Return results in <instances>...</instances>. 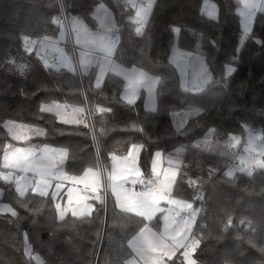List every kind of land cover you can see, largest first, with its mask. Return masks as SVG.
I'll use <instances>...</instances> for the list:
<instances>
[{
  "label": "trees",
  "instance_id": "obj_1",
  "mask_svg": "<svg viewBox=\"0 0 264 264\" xmlns=\"http://www.w3.org/2000/svg\"><path fill=\"white\" fill-rule=\"evenodd\" d=\"M209 1L217 5L216 20L202 14L204 0H155L144 35L138 36L137 25L129 18L133 11L125 0H63L69 18L82 19L91 30L99 29L94 17L96 8L101 4L108 7L120 36L114 60L123 67H135L159 78L157 109L146 110L142 92L134 112L121 99L125 79L109 73L97 89L94 85L99 65L83 74L106 171L111 154L126 155L132 144L144 145L139 163L146 178L157 151L171 154L183 150L173 195L190 202L197 192L203 196V200L194 202V207L203 206L206 210L194 229V234L203 237L195 253L198 264H225L226 259L231 264H264V255L244 239L252 229L237 224L238 217L243 216L251 221L257 234L264 230V168L251 175L236 172L235 178L230 179L224 175L230 159L195 146L210 130L214 140L226 144L233 135H245L246 127L255 133L264 132V46L255 42L264 40V13H257L251 38H246L240 47L243 30L239 1ZM59 12V0H0V158L4 146L14 142L3 124L13 120L46 130L45 135L31 139L29 145L67 146L69 159L65 169L70 174H82L83 169L95 163L97 153L89 128L84 124H62L54 114L39 110L42 104L52 102L83 106L80 79L65 67L59 71L56 65L46 68V59L36 48L31 53L23 48L24 35L37 42L44 37L59 39L61 28L52 22ZM176 26L181 28L178 35L172 30ZM175 43L182 50L199 51L207 61L213 80L202 92L191 93L182 88L178 70L169 60ZM12 55L16 56L15 64L8 62ZM21 64L26 66L24 72L17 70ZM229 66L236 70L226 76ZM201 104L207 105L208 110L189 118L178 133L172 114ZM98 107L113 111L100 113L96 111ZM133 122H141L139 127L144 131L132 129ZM210 168L215 169L212 175ZM186 177L197 183L190 187ZM107 198L106 213L95 201L98 211L90 217L68 215L60 221L49 198L31 191L19 197L13 183L0 181V201L18 212L17 217L0 213V264H104L105 258L109 264H124L132 255L128 240L138 230L140 218L121 213L114 207V197L109 194ZM19 200H27V208ZM229 214L234 225L224 233L222 225ZM151 223H158L161 228L160 216ZM24 233L28 234L31 254L39 262L25 255Z\"/></svg>",
  "mask_w": 264,
  "mask_h": 264
},
{
  "label": "snow or ice",
  "instance_id": "obj_2",
  "mask_svg": "<svg viewBox=\"0 0 264 264\" xmlns=\"http://www.w3.org/2000/svg\"><path fill=\"white\" fill-rule=\"evenodd\" d=\"M60 2V11L63 12L64 4ZM155 0H149L146 5H142L136 13V28L135 33L138 36L144 35L143 29L148 24L149 17L152 13V8ZM242 5L240 15L242 17L243 38H251V29L257 12L264 13V0H239ZM99 9H103L105 16L101 19V27L106 31H110L112 24L105 23L107 19V9L101 4ZM98 9V10H99ZM208 0H204V9L202 14L208 15L209 18L216 20L215 6H211V11H208ZM52 22L61 28L63 20L60 16L53 17ZM78 25V26H77ZM173 32L177 35L180 33L179 26L173 27ZM73 31L77 33V44H81V35L83 34V45H93L95 49L103 53L105 64L109 67L117 69V75H123L127 80V88L125 89L122 100L126 102L132 111H136L135 105L139 98L140 89H146L151 95L154 92L156 85L159 83V78L149 75L148 72L132 67L124 68L122 65H117L112 57L116 54V45L118 39H113L107 35L92 33L87 26L82 22L73 18ZM61 37L64 33L61 31ZM45 42L49 37L43 38ZM25 52L31 53L37 44V41L31 39L28 35L22 37ZM258 44L264 46V40L256 39ZM213 46L215 41H211ZM46 45L41 44L40 51L45 50ZM9 63L15 64L12 59ZM61 63L67 67L69 71H75L72 60L69 57L62 56ZM173 63H176L177 69L181 73V86L185 91L191 93L202 92L212 80L213 72L209 71V67L204 63L201 57H193L191 53L183 54L182 61L177 62L175 58ZM81 64L87 70V63L81 59ZM46 68L53 67L45 60ZM23 68L24 65H18ZM193 69L191 75L188 69ZM60 67L56 66V71ZM235 68L229 66L226 76H230L235 72ZM105 75L102 69L95 77L94 87H101L102 78ZM222 82L226 83V79L222 78ZM69 107L71 111L69 112ZM40 112L54 113L61 123L64 124H81L85 123L83 107L69 106L52 102L51 104H42ZM208 110V106L201 104L200 106H189L184 117H197L201 113ZM96 111L100 113H111L110 107H98ZM181 120L176 131H182L181 126L185 123ZM141 122H133L130 127L144 131L139 127ZM7 129L8 135L14 141L27 142L32 138V135H45L46 130L38 126L29 124H17L13 120L5 121L3 124ZM95 125H93V128ZM127 127V126H126ZM248 133L247 146L244 151L246 157H240L238 165L230 168L224 175L230 179L235 178L236 172H245L251 175V171L255 166L264 168V132L255 133L251 129L246 128ZM95 143V136H93ZM259 140L261 143L256 144ZM240 143L238 136H231L228 141V146L234 147ZM144 147L143 144H132L128 153L119 157L115 153L111 154V169L105 171L106 165L100 159L99 145L97 144V153L95 163L82 170V174H69L64 168V163L69 159V148L53 147L50 145H30L28 147H17L11 143L4 146L2 158H0V168L7 171H0V181L15 184V192L19 197H25L27 190L30 187L32 192L41 198H49L54 202L55 209L58 213V219L64 221L67 213H71L73 217H90L93 212L98 211L96 204L89 201H96L102 206L105 213L107 212L108 204L106 197L110 194L114 197L113 204L121 213L133 214L140 218L138 230L128 240V247L132 250L130 259L124 260V264H198V259L195 253L199 248L203 237L199 234H194L192 231L193 225L196 223V218L201 212V208L194 207L195 200H203V196L197 192L192 202L184 199H178L173 195V187L176 184V179L181 161L175 162L169 158L168 167L163 166L162 153L157 151L151 162L150 176L144 177L141 168L138 166V158L140 150ZM257 147L259 151H257ZM71 167V166H70ZM214 168L209 169V175H212ZM23 173L17 176L16 173ZM32 173L29 177L27 174ZM187 178V183L190 187L197 183L190 177ZM66 183H70L72 187L65 191ZM83 186L82 188L78 186ZM136 185H140V189L136 190ZM67 197V207H62L61 201ZM22 207L27 208V200H19ZM13 217L18 216V212L10 205H5L3 209ZM36 211V209H31ZM162 214L163 230H157L159 224L151 222L157 216ZM238 225H245L252 229V233L244 237L246 243L256 249L261 255H264V230L259 234L256 233V228L251 221L246 220L243 216L238 217ZM234 225L232 215H227L226 221L222 225V232L227 233ZM24 249L25 255H31V245L28 243V234L24 233ZM179 253V255H178ZM104 264H109L105 258ZM225 264H231L227 259Z\"/></svg>",
  "mask_w": 264,
  "mask_h": 264
},
{
  "label": "crops",
  "instance_id": "obj_3",
  "mask_svg": "<svg viewBox=\"0 0 264 264\" xmlns=\"http://www.w3.org/2000/svg\"><path fill=\"white\" fill-rule=\"evenodd\" d=\"M209 1V0H208ZM236 1H239V0H236ZM125 2L127 3V5H128V7H130V9L133 11V14H132V16H130L129 18H130V20L133 22V23H135L136 24V13H137V11L139 10V8L142 6V5H146L148 2H149V0H125ZM212 2V5L211 6H215V8H216V14H217V16H219L218 15V8H217V5H216V3L214 2V1H210L209 3H211ZM100 6V5H99ZM211 6H209V9H208V11H211ZM97 9V8H96ZM109 9V8H108ZM203 9H204V7H203ZM96 11V10H95ZM242 11V5H241V7L239 8V10H238V14L240 15V12ZM257 13H259V12H257ZM257 13H256V16H257ZM107 15V20L109 21V22H111V20H113L114 21V25L116 24V22H115V18H113V15H112V13H111V15H112V18L108 15V14H106ZM151 16V15H150ZM206 16H208V15H206ZM241 16V15H240ZM256 16H255V19H256ZM94 17H95V12H94ZM209 17V16H208ZM103 18V16L101 15L98 19L95 17V19H97V21H98V24H99V26H100V22H101V19ZM151 17H149V19H150ZM100 19V20H99ZM255 19H254V22H255ZM149 21V20H148ZM254 22H253V25H254ZM112 23V22H111ZM253 25H252V29H251V32L253 31ZM241 30H243V25H242V17H241ZM114 34H113V36L115 35V34H117L116 33V28H115V30H114V32H113ZM72 35H73V32H72ZM74 36V40H75V35H73ZM59 41V42H58ZM76 42V41H75ZM42 43H44L45 45H46V47H45V50L43 51V52H41L40 51V47H41V44ZM77 47H78V49H79V52L82 54V58L84 59V61L87 63V70H85V67L83 66V68H82V64H80V60H79V52H78V64L80 65V69H81V72L83 73V74H87L90 70H91V68L92 67H94V65H96V64H98L99 65V69H98V72H97V74L103 69L104 70V72H105V75L103 76V78H102V82H101V85L104 83V81H105V77L109 74V73H113V74H115V75H117L116 73H117V69L115 68V67H109V65H107V64H105V62H104V58H103V54H101L100 52H95V51H93V52H90L89 51V49L88 48H90V47H88V46H84L83 45V42L81 43V44H77ZM37 49L38 51H39V53H40V55H42V57H46L47 56V54L50 52L51 53V56H52V60L53 61H55V62H57V64H58V66L60 67V68H64V66H63V64L61 63V60H62V56H66V57H71L70 56V54H69V50H67V48L65 47V40H61L60 41V39L59 40H56V39H53V38H49V40L47 41V42H45L44 40H42V41H39V42H37V44H36V46L34 47V49ZM33 49V50H34ZM117 51V50H116ZM89 53V54H88ZM171 54H172V52L170 53V57H171ZM195 54V53H194ZM196 54H197V52H196ZM115 56V55H114ZM170 57H169V60H170ZM203 57V56H202ZM112 59H113V61L115 62V64H117V65H120L119 63H117L115 60H114V57H112ZM48 63V62H47ZM48 64H50V65H53V63L52 62H49ZM56 67V66H55ZM65 68H67V67H65ZM125 68V67H124ZM68 69V68H67ZM178 73H179V70H178ZM117 76H119V77H121V78H123V79H125L124 78V76L123 75H117ZM179 76H180V78H181V75L179 74ZM156 77V76H155ZM125 81H126V87H125V89L127 88V80L125 79ZM158 85V84H157ZM157 85H156V87H155V89H154V92H153V96H148L147 95V92H146V89H140V91H139V97L141 96V94H142V92H144L145 93V101H144V107H146V110L147 111H150V112H154L156 109H157V97H156V88H157ZM183 88V87H182ZM125 89H124V91H125ZM184 89V88H183ZM145 90V91H144ZM124 93V92H123ZM139 99V98H138ZM137 99V100H138ZM137 102V101H136ZM70 106V105H69ZM80 107H83L84 109H85V107L84 106H80ZM187 108V107H186ZM185 109V108H184ZM71 111V107H69V112ZM85 111H86V109H85ZM180 112H182V111H179V112H175V113H180ZM48 113V112H47ZM175 113H173L172 114V119H173V117H174V114ZM52 114H54V113H52ZM84 114H85V112L83 113V116H84ZM55 115V114H54ZM56 116V115H55ZM57 117V116H56ZM57 119H58V121L61 123V121L59 120V118L57 117ZM173 121H174V119H173ZM174 123H175V121H174ZM62 124H64V123H62ZM66 125V124H65ZM69 125H77V124H69ZM176 125V124H175ZM41 128V127H40ZM184 127H182V129H183ZM38 136H42V135H32V138L31 139H33V138H36V137H38ZM245 136H246V134H245ZM247 137V136H246ZM31 139L29 140V141H31ZM12 140V139H11ZM214 140V138H212L211 136L209 137V136H206V137H202V138H200V140H198L196 143H195V146L199 149V150H206V151H208V148H209V150H211V151H209V152H212V153H214V154H219V155H221V156H224V157H226V158H228V159H232V158H234L236 155H237V153L239 152L238 151V149L239 148H245L246 146H247V139H245V138H243V141H241L240 143H239V145L237 146V147H230V148H225L224 146H222L221 145V143L219 144V143H216V141L214 142L213 141ZM12 141H14V140H12ZM29 141H27V142H20V141H14V142H11V144H13L14 146H17V147H28V146H30L29 144H28V142ZM25 143V144H24ZM243 143L246 145V146H243ZM51 146H53V145H51ZM202 146H204V147H202ZM53 147H56V146H53ZM207 148V149H206ZM237 148V149H236ZM141 150H140V153H139V158H138V162H139V159H140V157H141ZM184 153V151L183 150H181V149H179V150H176L175 152H171V154H168L169 156H172V157H174V159H173V161L175 162L176 160H180L181 161V156H182V154ZM246 155H247V153H245ZM245 154H242V155H245ZM117 156H119V155H117ZM125 156V155H124ZM166 156H167V154H166ZM119 157H123V156H119ZM179 158V159H178ZM164 157H163V165L165 166V167H168V163H166L165 161H164ZM111 164H112V161H110V165H109V170H107V171H110V169H111ZM166 164V165H165ZM180 165H181V163H180ZM179 165V170H180V166ZM65 166H66V161H65V163H64V168H65ZM0 171H7V170H5V169H3V170H0ZM178 173H179V171H178ZM70 174V173H69ZM16 175L17 176H20V175H23V173H19V172H17L16 173ZM29 177H31L32 176V173H28L27 174ZM178 176V175H177ZM144 177H146L145 175H144ZM14 184V183H13ZM15 185V184H14ZM69 187H72V185L70 184V183H66V187H65V191L67 190V188H69ZM78 187H80V188H82L83 186L81 185V186H78ZM174 188V187H173ZM32 192V189L29 187L28 188V190H27V193L28 192ZM95 201H89V203H94ZM61 203H62V207H67V197L65 196L64 197V199H63V201H61ZM68 215H71V213L69 212V213H67L66 214V216H68ZM65 216V217H66ZM72 216V215H71ZM158 216H160V220H161V224H160V226H161V228H158L157 230H159V231H162L163 230V221H162V219H161V216H162V214H157V216L154 218V220L156 219V218H158ZM79 218H81V217H79ZM197 220H198V216H197V218H196V222H197ZM196 224V223H195ZM193 225V228H192V231H193V233H194V229H195V227H196V225ZM178 255H179V253H178ZM131 258V257H130ZM129 258V259H130ZM174 263V261L173 262H170V264H173Z\"/></svg>",
  "mask_w": 264,
  "mask_h": 264
},
{
  "label": "rangeland",
  "instance_id": "obj_4",
  "mask_svg": "<svg viewBox=\"0 0 264 264\" xmlns=\"http://www.w3.org/2000/svg\"><path fill=\"white\" fill-rule=\"evenodd\" d=\"M210 1H208V5L209 6H211L212 5V2L211 3H209ZM104 7H105V9H107V14L112 18V15H111V11L108 9V7H106L105 5H104ZM99 6L97 7V9H96V11H95V17L98 19L101 15L104 17L105 16V13H104V10L103 9H99ZM73 18H75V17H71L70 18V28H71V31L73 32V35H75V41L77 40V33L75 32V31H73ZM114 18V17H113ZM76 20H78V21H80V22H82L83 23V25H85V26H87V24L82 20V19H79V18H75ZM100 20V19H99ZM112 22V23H111ZM111 24H112V28H111V30L110 31H106L104 28H102L101 27V22H100V26H99V29L98 30H91L90 28H89V26H87V28H88V30L90 31V32H92V33H96V34H100V35H107V36H110L111 38L113 37V32H114V30H115V28H116V24L114 25V21L113 20H111ZM105 23L107 24V23H109V21L106 19L105 20ZM78 26V25H77ZM61 31H63V33H64V35H63V37H61V35H60V37H59V39H60V41L61 40H65L66 39V35H65V31H64V29H61ZM61 33V32H60ZM59 39H56V40H59ZM81 40H82V42H83V34L81 35ZM200 40H201V37L199 36V42H198V48H200V46H199V44H200ZM246 40V38H243V33H242V36H241V39H240V47H242L243 45V43H244V41ZM59 42V41H58ZM77 44V43H76ZM24 47V46H23ZM88 47H90V48H88L89 49V51L90 52H93V51H95V52H99V51H97L96 49H95V47L93 46V45H91V44H89L88 45ZM173 48H172V54H171V57H170V62H172L173 63V59L175 58V60L177 61V62H180V61H182V57H183V54H186V53H191V52H188V51H186V50H182L179 46H177V44L175 43L173 46H172ZM116 50H117V48H116ZM50 53V52H49ZM48 53V54H49ZM101 54H103L102 52H100ZM48 54H47V56H48ZM69 54H70V56H71V53H70V51H69ZM89 54V53H88ZM192 54V56L193 57H201L202 59H203V61H204V63H206L207 64V61H205V59H204V57H202L203 55L198 51L197 52V54L195 53H191ZM47 56L45 57V59H46V61L49 63V62H52L53 63V65H55L54 64V62L55 61H53L52 60V56H51V53H50V58L48 59L47 58ZM114 57V56H113ZM69 58H71V60H72V64H73V66L75 67V71H74V73L77 75V77H78V79H80V83H81V88H82V94H83V97H84V100H85V103H84V107H85V109H86V111H85V114H84V117H86V115H87V110L88 109H90V107H89V103H88V100H87V96H86V94H85V90H84V82H83V73L81 72V69L79 70V72H78V69H77V64L76 63H74V61H73V59H72V57H69ZM11 59L12 60H16V56L15 55H12L11 56ZM81 59H82V54L79 52V60H80V64H81ZM174 64V66L176 67V63H173ZM22 65H24V64H22ZM208 65V64H207ZM57 66V65H56ZM25 68H26V66L24 65V67L23 68H20V67H18V72L20 71V72H24L25 71ZM82 68H83V65H82ZM126 68V67H125ZM177 68V67H176ZM84 69V68H83ZM178 70V69H177ZM192 71H193V69L191 68V67H189V69H188V73H189V75H191V73H192ZM209 71H210V69H209ZM73 72V71H72ZM179 74L181 75V73H180V71H179ZM211 83H212V81L207 85V86H205V88H207L209 85H211ZM204 88V89H205ZM145 91V90H144ZM146 92H147V90H146ZM147 95L148 96H153V93L150 95L148 92H147ZM51 104V103H50ZM68 105V104H67ZM82 106V105H81ZM188 108V107H187ZM187 108H185L182 112H180V113H175L174 114V117H173V119H174V121H175V126H177V124L181 121V120H185L186 122L181 126V128L182 127H185V125L187 124V120L189 119V118H192V117H184V112H185V110L187 109ZM91 110V109H90ZM92 112V111H91ZM50 114V113H49ZM93 114V113H92ZM16 122V121H15ZM85 122H86V120H85ZM93 122H94V120H93ZM17 124H24V123H19V122H16ZM81 124H84V123H81ZM80 124V125H81ZM85 125V124H84ZM246 128H248V129H250L249 127H246ZM246 128H245V133L244 134H246V136L245 135H234V136H238L239 138H240V142L241 141H243V138H245V139H247L248 140V133H247V131H246ZM91 131V130H90ZM212 130H210L208 133H206L205 134V136L204 137H206V136H211L212 138H213V135H212ZM91 133H92V136H95V143H96V145L98 144V138H97V129H96V131H95V133L94 132H92L91 131ZM214 141V140H213ZM216 141V140H215ZM214 141V142H215ZM216 143H221V145L222 146H224L225 148H230L231 146H228V144H226V143H222V142H220V141H216ZM261 142L259 141V140H257L256 141V144L257 145H259ZM239 144H237V145H235L234 147H237ZM243 146H246L244 143H243ZM202 147H204V146H202ZM131 149V148H130ZM129 149V150H130ZM207 149V148H206ZM237 149V148H236ZM208 151H211V150H209V148H208ZM238 151L240 152V151H244V149L243 148H239L238 149ZM257 151H259V148L257 147ZM159 152H161L162 153V161H163V157L165 158L164 159V161L166 162V163H168V161H169V158H171L172 160L174 159V157H172V156H169L168 154H167V156H166V154H164L162 151H159ZM245 152V151H244ZM238 154V153H237ZM119 156H124V155H119ZM247 155L245 154V155H240L239 156V158L240 157H246ZM153 158H154V156H153ZM152 158V159H153ZM179 159V158H178ZM111 161V160H110ZM180 161V160H179ZM152 162V161H151ZM166 165V164H165ZM138 166L140 167V163L138 162ZM164 166V165H163ZM165 167V166H164ZM141 168V170H142V172H143V168L142 167H140ZM165 168H167V167H165ZM257 169H261V167H259V166H255L253 169H252V171H251V174L255 171V170H257ZM242 173H244V174H246L245 172H242ZM143 174H144V172H143ZM145 175V174H144ZM179 199V198H178ZM5 205H10L9 203L7 204V203H3V202H1L0 201V209H3L4 208V206ZM11 206V205H10ZM12 207V206H11ZM198 208H200V207H198ZM0 213H3V214H10V213H8V212H6V211H3V210H0ZM199 216V215H198ZM199 219V218H198ZM30 256H32L34 259H36L38 262L40 261V259H38L35 255H30Z\"/></svg>",
  "mask_w": 264,
  "mask_h": 264
},
{
  "label": "built area",
  "instance_id": "obj_5",
  "mask_svg": "<svg viewBox=\"0 0 264 264\" xmlns=\"http://www.w3.org/2000/svg\"><path fill=\"white\" fill-rule=\"evenodd\" d=\"M62 2H63V0H62ZM63 4H64V2H63ZM57 16H60L61 19L63 20V27L62 28L60 26L59 27L61 29H64V31H65V35H66L65 47L67 48V50L70 51L71 57H72L74 63L77 64V69H78V72H79V70H80V65L78 64V52H79V49H78L77 44H76V42L74 40V36L72 35V31H71V28H70V18H69L68 12H67L66 5H64L63 12L60 11L57 14ZM112 38L113 39H118V43L116 45V48H117L119 43H120V36L118 34H115ZM47 58L48 59L50 58V53L48 54ZM54 64L58 66L57 62H54ZM85 120H86L85 123H88V125H89L88 126L89 130H91L92 132L95 133L96 128L95 127L93 128V125H95V123L93 122L94 117H93V114H92L90 109L87 110V115L85 117ZM245 153L246 152H244V151L238 152V154L234 158H232L231 161L228 163L229 164L228 165V170L230 168H233V167L237 166L238 165V161H239V156L241 154H245ZM105 171H106V169H105ZM139 189H140V185H136V190H139ZM107 199L108 198L106 197V202H107ZM205 212H206V210L202 206L201 207V212H200L198 218L202 215V213H205Z\"/></svg>",
  "mask_w": 264,
  "mask_h": 264
}]
</instances>
